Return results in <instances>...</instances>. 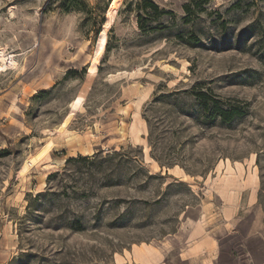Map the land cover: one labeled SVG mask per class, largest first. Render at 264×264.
Instances as JSON below:
<instances>
[{"label":"rangeland","instance_id":"1","mask_svg":"<svg viewBox=\"0 0 264 264\" xmlns=\"http://www.w3.org/2000/svg\"><path fill=\"white\" fill-rule=\"evenodd\" d=\"M189 1L0 0V264H264V0Z\"/></svg>","mask_w":264,"mask_h":264},{"label":"trees","instance_id":"2","mask_svg":"<svg viewBox=\"0 0 264 264\" xmlns=\"http://www.w3.org/2000/svg\"><path fill=\"white\" fill-rule=\"evenodd\" d=\"M211 0H190L185 6V11L188 14H191L193 12H197V10H204L207 6V4ZM154 6V5H153ZM156 7V6H154ZM216 111L217 114L224 120V121H229L235 116H240L241 112L236 110V109H225L220 104L217 102L216 103Z\"/></svg>","mask_w":264,"mask_h":264},{"label":"bare ground","instance_id":"3","mask_svg":"<svg viewBox=\"0 0 264 264\" xmlns=\"http://www.w3.org/2000/svg\"><path fill=\"white\" fill-rule=\"evenodd\" d=\"M0 58H1V53H0ZM52 164V163H51ZM50 163L49 164H47V167H48V169L49 168H51L52 167V165H51ZM48 176V175H47ZM139 252V251H138Z\"/></svg>","mask_w":264,"mask_h":264},{"label":"crops","instance_id":"4","mask_svg":"<svg viewBox=\"0 0 264 264\" xmlns=\"http://www.w3.org/2000/svg\"><path fill=\"white\" fill-rule=\"evenodd\" d=\"M186 250H188V249H186ZM187 253H189V252H187ZM207 253V252H206ZM185 260H189V257L188 258H185Z\"/></svg>","mask_w":264,"mask_h":264}]
</instances>
